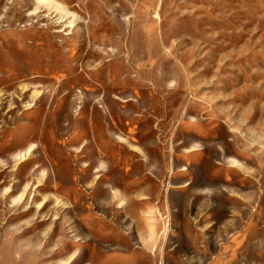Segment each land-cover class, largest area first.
<instances>
[{
	"label": "rangeland",
	"instance_id": "obj_1",
	"mask_svg": "<svg viewBox=\"0 0 264 264\" xmlns=\"http://www.w3.org/2000/svg\"><path fill=\"white\" fill-rule=\"evenodd\" d=\"M0 264H264V0H0Z\"/></svg>",
	"mask_w": 264,
	"mask_h": 264
}]
</instances>
